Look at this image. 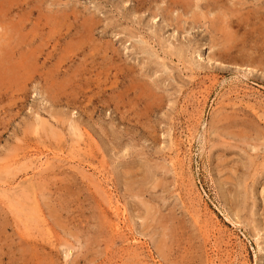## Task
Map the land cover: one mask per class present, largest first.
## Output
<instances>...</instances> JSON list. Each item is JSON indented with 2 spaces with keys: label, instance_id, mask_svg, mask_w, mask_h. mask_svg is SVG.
<instances>
[{
  "label": "rangeland",
  "instance_id": "1",
  "mask_svg": "<svg viewBox=\"0 0 264 264\" xmlns=\"http://www.w3.org/2000/svg\"><path fill=\"white\" fill-rule=\"evenodd\" d=\"M0 264H264V0H0Z\"/></svg>",
  "mask_w": 264,
  "mask_h": 264
}]
</instances>
